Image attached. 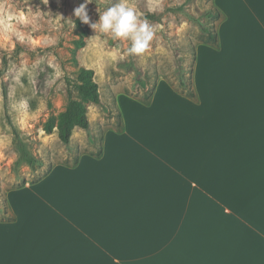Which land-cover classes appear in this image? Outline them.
Masks as SVG:
<instances>
[{"label":"crops","instance_id":"crops-1","mask_svg":"<svg viewBox=\"0 0 264 264\" xmlns=\"http://www.w3.org/2000/svg\"><path fill=\"white\" fill-rule=\"evenodd\" d=\"M213 5L195 99L178 77L148 104L115 92L122 131L98 138L99 156L7 192L0 264H264V0Z\"/></svg>","mask_w":264,"mask_h":264},{"label":"rangeland","instance_id":"rangeland-1","mask_svg":"<svg viewBox=\"0 0 264 264\" xmlns=\"http://www.w3.org/2000/svg\"><path fill=\"white\" fill-rule=\"evenodd\" d=\"M85 0H0V218L6 214V194L26 182L39 179L54 164L74 163L83 153H97L98 138L118 129L114 93L124 91L145 99L159 80L177 85L178 71L190 79L195 47L206 40L197 22L212 31L221 22L205 15L213 0H128L140 20L153 30L149 49L126 55L127 39L111 33H95L89 25L83 35L74 9ZM117 0H93L88 4L90 22L99 19ZM161 15L159 21L145 19ZM92 69L99 86L100 104L88 105L89 130L76 128L69 144L56 129L47 134L44 124L56 119L67 104L65 77L76 78L79 68ZM141 83L145 84L141 88ZM6 91V99L4 92ZM12 127L28 139L33 153L42 160L34 170L12 171L16 159ZM96 139L89 143L88 136Z\"/></svg>","mask_w":264,"mask_h":264},{"label":"trees","instance_id":"trees-1","mask_svg":"<svg viewBox=\"0 0 264 264\" xmlns=\"http://www.w3.org/2000/svg\"><path fill=\"white\" fill-rule=\"evenodd\" d=\"M191 20L197 22L202 34L206 36V40L202 43L204 45L211 46L213 48L218 47V37L216 29L210 30L209 27H205L200 19L194 18L193 16L187 14L183 10L179 11ZM207 20L218 19L223 20V16L217 10V8L212 7L205 15ZM145 19L151 21H159L161 15L147 14ZM78 29L83 35L87 34V27L81 22H76ZM76 78L71 79L65 77L66 85V95H67V104L65 106L62 114L56 119L54 116H50L45 124L44 131L47 134H51L56 129L57 136L59 140L67 145L69 144L73 132L76 128L81 130H89V120H88V105L95 104L99 105L100 102V92L99 86L94 78V71L92 69H86L79 67L76 72ZM178 82L180 90L178 92L186 95L190 99H195V93L190 85V79L186 77L183 71H178ZM145 84L141 83V88L143 89ZM153 90L150 93H146V99L143 101L145 104L150 102ZM6 91L4 92V97L6 99ZM136 98V97H135ZM117 124L119 126V131H122V119L118 112L117 115ZM13 135V146L16 154V159L12 164V171L15 175L19 174V171L22 167H28L31 170L36 169L37 167H42V160L33 153L31 145L28 139L21 136L20 132L12 127ZM100 155V149L99 154ZM97 156V157H98ZM3 219H9V215H2Z\"/></svg>","mask_w":264,"mask_h":264},{"label":"clouds","instance_id":"clouds-1","mask_svg":"<svg viewBox=\"0 0 264 264\" xmlns=\"http://www.w3.org/2000/svg\"><path fill=\"white\" fill-rule=\"evenodd\" d=\"M93 0H85L74 9V15L95 33L99 29L102 33H111L113 37L127 39L130 46L126 55H141L145 53L153 40V30L147 20H140L135 9L129 5L128 0H117L108 7L96 22H90L87 12L88 4Z\"/></svg>","mask_w":264,"mask_h":264}]
</instances>
